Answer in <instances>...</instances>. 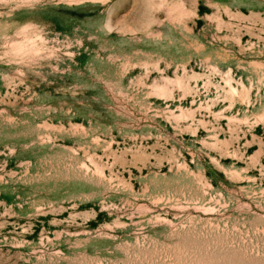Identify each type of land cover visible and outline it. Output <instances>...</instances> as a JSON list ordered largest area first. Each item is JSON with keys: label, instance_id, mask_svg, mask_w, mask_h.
<instances>
[{"label": "rangeland", "instance_id": "374dc122", "mask_svg": "<svg viewBox=\"0 0 264 264\" xmlns=\"http://www.w3.org/2000/svg\"><path fill=\"white\" fill-rule=\"evenodd\" d=\"M0 264H264V0H0Z\"/></svg>", "mask_w": 264, "mask_h": 264}]
</instances>
